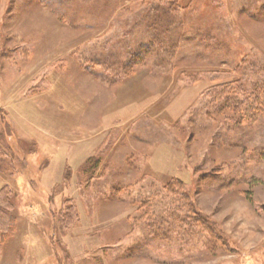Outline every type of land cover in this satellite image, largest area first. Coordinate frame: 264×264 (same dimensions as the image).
I'll list each match as a JSON object with an SVG mask.
<instances>
[{"label": "rangeland", "instance_id": "374dc122", "mask_svg": "<svg viewBox=\"0 0 264 264\" xmlns=\"http://www.w3.org/2000/svg\"><path fill=\"white\" fill-rule=\"evenodd\" d=\"M100 1L0 0V264H264V0Z\"/></svg>", "mask_w": 264, "mask_h": 264}, {"label": "trees", "instance_id": "16d2710c", "mask_svg": "<svg viewBox=\"0 0 264 264\" xmlns=\"http://www.w3.org/2000/svg\"><path fill=\"white\" fill-rule=\"evenodd\" d=\"M59 2V9L64 14L67 13H73L77 19L81 18H96L103 15L101 7L98 8V6H78L77 0H58ZM105 0L100 1L101 6ZM110 2V1H109ZM112 3V2H110ZM109 3V5H110ZM95 7L93 10L91 8ZM175 3L173 0H169L165 3V6H159V8H151L149 11H151V17L150 19H147V29H150L151 32L155 33L157 35V29H159L160 24H162L163 19L165 18L166 25L165 27H161L160 31H162V34L160 35V44L164 45V43L169 42L170 39H172L173 46L176 45L175 42L178 40L180 36V30L181 28L172 25H168L169 21L167 18H170L175 10ZM161 22V23H160ZM160 23V24H159ZM117 61V60H116ZM10 193H5L2 196H0V247L2 243L5 241L7 236L10 235L11 232L15 229V217L13 214V206L10 202ZM172 217H178L173 215ZM172 219V218H170ZM176 221H178L176 219ZM155 232L156 229H155ZM154 236L156 234L154 233Z\"/></svg>", "mask_w": 264, "mask_h": 264}]
</instances>
